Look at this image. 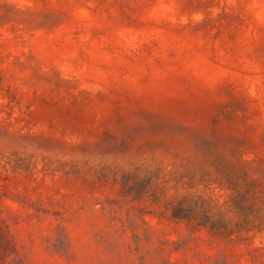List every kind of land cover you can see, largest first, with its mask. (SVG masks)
<instances>
[{
	"label": "rangeland",
	"instance_id": "374dc122",
	"mask_svg": "<svg viewBox=\"0 0 264 264\" xmlns=\"http://www.w3.org/2000/svg\"><path fill=\"white\" fill-rule=\"evenodd\" d=\"M0 264H264V0H0Z\"/></svg>",
	"mask_w": 264,
	"mask_h": 264
},
{
	"label": "trees",
	"instance_id": "16d2710c",
	"mask_svg": "<svg viewBox=\"0 0 264 264\" xmlns=\"http://www.w3.org/2000/svg\"><path fill=\"white\" fill-rule=\"evenodd\" d=\"M213 216H214V215H213ZM215 216H216V215H215ZM173 217H174V218H182V217H180L179 215H177L176 213H173ZM203 217L207 219V220H206V223H204V224L201 223V224H203L204 227H208L211 231H213V230H215V231H219V230H221L220 227H216V225H214V223L212 224V221H210V220H211L210 216L204 214ZM219 233H222V234H226V235H227V232H219ZM228 235H229V234H228Z\"/></svg>",
	"mask_w": 264,
	"mask_h": 264
}]
</instances>
